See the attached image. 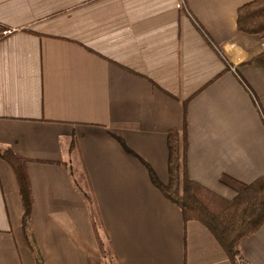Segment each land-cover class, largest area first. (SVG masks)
Returning <instances> with one entry per match:
<instances>
[{
  "label": "crops",
  "instance_id": "0c3cea01",
  "mask_svg": "<svg viewBox=\"0 0 264 264\" xmlns=\"http://www.w3.org/2000/svg\"><path fill=\"white\" fill-rule=\"evenodd\" d=\"M251 2L0 0V149L16 162L0 158V264H234L151 172L169 184L186 122L194 182L233 199L264 178V36L237 25ZM239 249L264 264V225Z\"/></svg>",
  "mask_w": 264,
  "mask_h": 264
},
{
  "label": "trees",
  "instance_id": "16d2710c",
  "mask_svg": "<svg viewBox=\"0 0 264 264\" xmlns=\"http://www.w3.org/2000/svg\"><path fill=\"white\" fill-rule=\"evenodd\" d=\"M237 25L241 33L264 36V0H253L240 8ZM254 63L264 68V53ZM168 146L170 182L167 186L160 184L151 172L153 183L181 209L186 222L197 221L204 225L231 261L239 264L236 257L240 255V244L264 225V178L246 186L235 198L225 199L190 178L186 122L181 131L169 133ZM0 155L7 162L16 163L11 150L0 151ZM19 180L24 207L23 228L26 230L32 211V195L26 177L20 172Z\"/></svg>",
  "mask_w": 264,
  "mask_h": 264
},
{
  "label": "rangeland",
  "instance_id": "374dc122",
  "mask_svg": "<svg viewBox=\"0 0 264 264\" xmlns=\"http://www.w3.org/2000/svg\"><path fill=\"white\" fill-rule=\"evenodd\" d=\"M0 151H1V153H4V152H5V150H2V149H0ZM0 156H1V155H0ZM0 158H1V157H0ZM241 244H242V243H241ZM241 244H240V246H241ZM240 246H239V247H240ZM108 251H109V250H108ZM107 253H108V256H109L110 259H112V258L114 259V256H112L110 252H107ZM236 260H237V262H239V264H244L243 261H242V259H241V255L237 256V257H236ZM107 264H117V263H116L115 261H112V263H109V262H108Z\"/></svg>",
  "mask_w": 264,
  "mask_h": 264
}]
</instances>
